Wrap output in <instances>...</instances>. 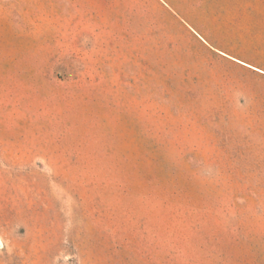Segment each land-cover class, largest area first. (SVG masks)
I'll list each match as a JSON object with an SVG mask.
<instances>
[{
	"label": "rangeland",
	"instance_id": "374dc122",
	"mask_svg": "<svg viewBox=\"0 0 264 264\" xmlns=\"http://www.w3.org/2000/svg\"><path fill=\"white\" fill-rule=\"evenodd\" d=\"M233 58L264 71V0H0V264H264Z\"/></svg>",
	"mask_w": 264,
	"mask_h": 264
},
{
	"label": "crops",
	"instance_id": "0c3cea01",
	"mask_svg": "<svg viewBox=\"0 0 264 264\" xmlns=\"http://www.w3.org/2000/svg\"><path fill=\"white\" fill-rule=\"evenodd\" d=\"M221 53H222L223 55L227 56V57L232 58L231 56H229V55H227V54H225V53H223V52H221ZM233 59H234L235 61H237L238 63L244 65V66H247V67L252 68V69L255 68V67L251 66V64H249V63H247V62H244V61H241V60H238V59H235V58H233ZM256 69H257V70H256ZM254 70H255V71H258V72H262V73H264V71H262V70H260V69H258V68H255Z\"/></svg>",
	"mask_w": 264,
	"mask_h": 264
},
{
	"label": "bare ground",
	"instance_id": "6f19581e",
	"mask_svg": "<svg viewBox=\"0 0 264 264\" xmlns=\"http://www.w3.org/2000/svg\"><path fill=\"white\" fill-rule=\"evenodd\" d=\"M255 69V68H254ZM257 70V69H256Z\"/></svg>",
	"mask_w": 264,
	"mask_h": 264
}]
</instances>
